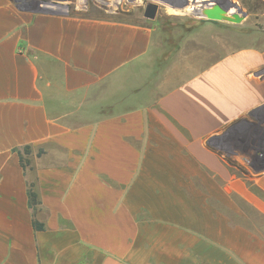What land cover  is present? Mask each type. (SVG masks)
<instances>
[{"label":"crops","instance_id":"0c3cea01","mask_svg":"<svg viewBox=\"0 0 264 264\" xmlns=\"http://www.w3.org/2000/svg\"><path fill=\"white\" fill-rule=\"evenodd\" d=\"M87 4L0 0V264H264V173L233 170L225 142L264 128V29L216 52L195 30L160 79L121 85L161 37Z\"/></svg>","mask_w":264,"mask_h":264},{"label":"rangeland","instance_id":"374dc122","mask_svg":"<svg viewBox=\"0 0 264 264\" xmlns=\"http://www.w3.org/2000/svg\"><path fill=\"white\" fill-rule=\"evenodd\" d=\"M158 2L161 6L159 15L156 21H143V24L153 25L157 29L158 37L157 48L154 50V60H148L142 69L135 71H127L126 74L118 73L115 78L117 84H123L125 80L140 79V74L153 79L155 82L157 78L165 73H168L167 68L172 67L173 58L182 47L183 41L192 34L195 30H206L207 34L218 37L219 41H212V52L219 51L224 45L234 43L232 37L236 35L252 32L253 30L264 29V4L260 0H233L238 2L243 10L247 13L245 19L240 23L209 20L204 16L195 15L196 6L193 0H189L186 5V0H148ZM224 2L226 0H216ZM98 4L100 14H111V3L108 0H95ZM88 5V4H87ZM235 9H232L234 11ZM248 18V20H247ZM228 39L229 42H228ZM236 43V42H235ZM222 45V46H221ZM202 48V47H201ZM200 46H197V50ZM207 50V48H206ZM261 76H264V68L260 71ZM107 81L102 82L100 98L101 114H108L113 112V107L107 106ZM107 100V101H106ZM264 113V107L260 109ZM264 116V115H263ZM260 119L264 123V117ZM90 118H84L87 122ZM212 141H220L219 138ZM226 147L230 153L227 157L237 166L233 170H238L240 174L248 176H258L264 173V128L248 127L242 130L240 126L233 128L231 132L226 135ZM239 155V156H236ZM240 170V171H239ZM243 171V173H242ZM250 188H256L252 181H247ZM231 204L240 206H250L249 202L239 195H235L231 199ZM228 212H231L230 210ZM236 216L235 214H233Z\"/></svg>","mask_w":264,"mask_h":264},{"label":"water","instance_id":"95a60500","mask_svg":"<svg viewBox=\"0 0 264 264\" xmlns=\"http://www.w3.org/2000/svg\"><path fill=\"white\" fill-rule=\"evenodd\" d=\"M189 0L185 1L187 5ZM196 6L195 15L204 16L210 20H224L229 22L240 23L242 22L247 13L239 5L238 2L233 0H226L219 2L216 0H193ZM158 4L155 2L148 3V17L154 19L156 17ZM232 9H235L232 11Z\"/></svg>","mask_w":264,"mask_h":264},{"label":"flooded vegetation","instance_id":"af4514ba","mask_svg":"<svg viewBox=\"0 0 264 264\" xmlns=\"http://www.w3.org/2000/svg\"><path fill=\"white\" fill-rule=\"evenodd\" d=\"M111 3L110 11L111 14H108L110 17H113L117 20L122 21H134V22H143L148 21L149 18L148 15V0H108ZM162 1V0H161ZM89 6L85 10V14H100V11L98 10V4L95 2V0H87ZM158 9L156 13V17L161 10V6L159 3ZM71 10L72 7H71ZM155 17V18H156ZM154 18V19H155ZM242 130H246L248 127L252 128L254 127L252 124H242L241 126Z\"/></svg>","mask_w":264,"mask_h":264},{"label":"trees","instance_id":"16d2710c","mask_svg":"<svg viewBox=\"0 0 264 264\" xmlns=\"http://www.w3.org/2000/svg\"><path fill=\"white\" fill-rule=\"evenodd\" d=\"M16 152H18L21 160V164L25 169L29 168L30 170H33V166H31V155L33 153V149L30 145H26L22 147L21 149H15ZM44 149L40 148L37 151V155L41 156L44 153ZM256 189V188H254ZM257 189H259L257 187ZM28 197H29V206L31 207L33 211V225L36 230H44L45 229V223L40 221L37 218V215L39 212L42 211V199L40 197L38 188H37V181H29L28 184Z\"/></svg>","mask_w":264,"mask_h":264},{"label":"bare ground","instance_id":"6f19581e","mask_svg":"<svg viewBox=\"0 0 264 264\" xmlns=\"http://www.w3.org/2000/svg\"><path fill=\"white\" fill-rule=\"evenodd\" d=\"M119 1V0H118Z\"/></svg>","mask_w":264,"mask_h":264}]
</instances>
